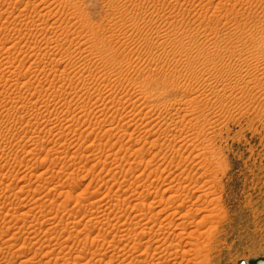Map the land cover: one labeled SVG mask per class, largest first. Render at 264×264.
Masks as SVG:
<instances>
[{"label": "rangeland", "instance_id": "374dc122", "mask_svg": "<svg viewBox=\"0 0 264 264\" xmlns=\"http://www.w3.org/2000/svg\"><path fill=\"white\" fill-rule=\"evenodd\" d=\"M70 1L73 6L46 0L37 12L30 8L36 19L17 23L25 2L16 8L13 0H0V44L29 41L15 49L0 45V264H134L123 258L134 242L117 230L135 227L126 216L129 205L155 211L156 197L164 201L155 206H171L185 196L180 186L203 184L222 204L210 201L205 211L215 229L210 264L264 258V73L261 86L230 90L215 105L201 100L214 94L202 75L225 74L227 63L240 58L264 61V0ZM217 4L224 7L214 14ZM40 12L50 15L44 29ZM167 21L183 27L164 32L171 26ZM36 22L46 31L29 38ZM40 48L46 54L37 62ZM185 80L190 96L200 98L190 104L203 107L206 116H193L191 105L188 121L174 111L162 113L177 106L174 85ZM200 198L193 193L190 200L201 206ZM177 216L175 223L166 222L170 229L187 221V214ZM166 244L151 250H166ZM181 260L168 264H190Z\"/></svg>", "mask_w": 264, "mask_h": 264}, {"label": "bare ground", "instance_id": "6f19581e", "mask_svg": "<svg viewBox=\"0 0 264 264\" xmlns=\"http://www.w3.org/2000/svg\"><path fill=\"white\" fill-rule=\"evenodd\" d=\"M15 0H13V2H14ZM20 1V2H19ZM46 2V0H28L27 2L26 1H24V0H18V1H16V2H14L15 4H16V8L18 7L19 8V5L20 6H22V3L23 2H25V4H24V7L19 11V13H18V15L16 16V18H17V20H16V22L18 23V22H24V21H26V18H31V20H33V18H32V16L33 17H35V15H33L34 13H32V11L34 10V11H36V9H37V7L36 6H40L41 4H45V3H43V2ZM65 1H67V4H70L69 2H72V1H70L69 0V2H68V0H65ZM74 1V0H73ZM152 1V0H151ZM158 1L159 0H154V2L152 3V4H157L158 3ZM188 0H175V5L177 4V3H180L181 5H184V3H185V5L187 4V3H189V2H187ZM194 1V0H193ZM201 2H202V0H200ZM213 1V0H212ZM63 2H64V0H63ZM11 3V2H10ZM2 4V3H1ZM73 2H72V6H73ZM77 5V4H76ZM177 5H179V4H177ZM38 6V7H39ZM155 6H157V5H155ZM155 6L153 7V8H155ZM222 5L221 4H217L216 6H215V9H214V14H217L218 13V10H220V9H222L223 7H221ZM30 8H34L32 11L30 10ZM44 8H46V7H44ZM75 8H78L77 6H75ZM183 8V7H182ZM80 9V8H79ZM5 10V9H4ZM42 10H43V8H42ZM77 10V9H76ZM123 10V9H122ZM140 10V9H139ZM177 10V9H176ZM11 11V10H10ZM29 11V12H28ZM39 11H41V10H39ZM79 11V10H78ZM141 11H143V10H141ZM171 11V10H170ZM4 12V11H3ZM15 12V11H14ZM37 12V11H36ZM140 12V11H139ZM5 13V12H4ZM11 13V12H10ZM50 13V11H48V14ZM75 13V12H74ZM78 14V13H77ZM140 14H143V13H140ZM164 14H165V12H164ZM169 14V13H168ZM202 14V13H201ZM37 15V17H38V19H39V21L41 20L42 21V27H41V24L40 23H37V25L35 24V26H37V28H34V29H30V31H29V33H30V36H29V38L31 37L32 38V36H31V34H34V36L35 35H42L45 31L43 30L44 28H43V25H45V22H44V20H48V19H50V15H49V17L47 16V13H38V14H36ZM82 15V14H81ZM138 15V14H137ZM203 15V14H202ZM220 15V14H219ZM219 15H218V17H219ZM3 16V15H2ZM10 16V15H9ZM80 16V15H79ZM83 16V15H82ZM139 16V15H138ZM161 16V15H160ZM206 16H207V14H206ZM1 17V16H0ZM81 17V16H80ZM164 17H166V15H164ZM47 18V19H46ZM83 18V17H82ZM35 19H36V17H35ZM147 19V18H146ZM166 19H167V17H166ZM169 19V18H168ZM14 20V19H13ZM150 20V19H149ZM170 20V19H169ZM15 21V20H14ZM14 21H12V22H14ZM54 21V20H53ZM49 22V20L47 21V23ZM150 22V21H149ZM149 22H148V24H149ZM173 22V24H174V21H172ZM171 22V23H172ZM46 23V24H47ZM170 23V22H169ZM168 23V21H167V24L168 25H171L170 27H167L166 28V31H164V32H170L171 31V33H173L172 31V29H174V30H176V29H182V27H179L178 25H177V23H175V25H177L179 28H175V27H177V26H174V25H172L171 23L169 24ZM185 23V22H184ZM16 24V23H15ZM14 24V25H15ZM85 24V23H84ZM151 24V23H150ZM40 25V26H39ZM50 25H51V23H50ZM49 25V26H50ZM153 26H154V24H152ZM46 26V25H45ZM52 26H53V22H52ZM90 26V25H89ZM167 26V25H166ZM165 26V27H166ZM173 26V27H172ZM187 26V25H186ZM40 27L41 28H43L42 30L44 31L43 33H41L40 32ZM47 27H48V25H47ZM83 27H84V25H83ZM157 27H159V26H157ZM161 27V26H160ZM3 28H5V27H3ZM50 28V27H49ZM52 28V27H51ZM156 28V27H155ZM47 29V28H46ZM90 29V28H89ZM157 29V28H156ZM186 29V28H185ZM162 30V29H161ZM165 30V29H164ZM160 31V30H159ZM178 31V30H177ZM176 31V32H177ZM182 31V30H181ZM20 32V31H19ZM157 32V31H156ZM179 32V31H178ZM28 33V34H29ZM158 34H159V36H160V34L162 33V31L161 32H157ZM174 33H175V31H174ZM185 33V32H184ZM65 34V33H64ZM118 35V34H117ZM176 35L178 36V33H176ZM27 36V35H26ZM64 36V35H63ZM156 36H158V35H156ZM164 36V35H163ZM174 36V35H173ZM186 36H188V35H186ZM186 36H184L183 37V35H182V37L183 38H187ZM28 37V36H27ZM178 37H180V36H178ZM182 37H181V39H182ZM161 38H163L164 39V37H161ZM25 39V38H24ZM24 39H17V40H19L18 42L16 41L15 42V44L13 43V44H11V45H7L8 44V41H5V42H2L1 44H2V46L3 47H6L7 48V46L9 47L8 49H12L13 47H14V49H15V47L16 46H18V47H20V45H21V42H23L24 41V43L25 44H23V45H28L29 44V41H25ZM28 39V38H27ZM56 39V38H55ZM63 39V38H62ZM101 39H102V37H101ZM158 39V38H157ZM188 39V38H187ZM59 40H61V39H59ZM66 40V39H65ZM98 40H100V38H97V41H96V39H95V43L97 44V42H98ZM105 40H106V38H105ZM111 40V39H110ZM109 40V41H110ZM174 40V39H173ZM58 41V40H57ZM150 41H153V40H150ZM160 41V40H159ZM159 41H157V43L159 42ZM182 41H184V40H182ZM181 41V42H182ZM1 42V41H0ZM100 42H101V40H100ZM102 42H104V41H102ZM108 42V41H107ZM165 42V41H164ZM168 42V41H167ZM180 42V43H181ZM185 42V41H184ZM186 42H188V40L186 41ZM106 43V42H105ZM156 43V42H155ZM0 44V45H1ZM30 44H31V42H30ZM100 44V43H99ZM104 44V43H103ZM150 44V43H149ZM153 44H154V42H153ZM165 44V43H164ZM182 44H184V43H181V45ZM187 44V43H186ZM32 45H33V43H32ZM31 45V46H32ZM157 45H159V44H157ZM166 45V44H165ZM188 45V44H187ZM186 45V46H187ZM2 46H0V47H2ZM29 46V45H28ZM27 46V47H28ZM35 46V45H34ZM37 46V45H36ZM60 46V45H59ZM95 46V45H94ZM101 46H103L102 45V43H101ZM104 46H105V44H104ZM108 45H106V47H107ZM150 46V45H149ZM153 46V45H152ZM152 46H150V47H152ZM161 46V45H160ZM183 46V45H182ZM185 46V45H184ZM185 46V47H186ZM261 46V45H260ZM166 47V46H165ZM181 47V46H180ZM185 47L183 48V49H185ZM262 47H263V45H262ZM261 47V48H262ZM30 48V47H29ZM32 48H34V47H32ZM43 48H45V47H43ZM78 48V47H77ZM97 48V47H96ZM100 48V47H99ZM112 48H114V47H112ZM154 48H156V47H154ZM154 48H152V49H154ZM13 49V50H14ZM17 49V48H16ZM28 49V48H27ZM157 49V48H156ZM263 49V48H262ZM30 50V49H29ZM40 50H41V52H40V54H38V51H37V53L36 54H38V57H37V55H36V59H38L37 60V62L38 61H41V60H39V59H41V57H44V55L46 54V52H44V49H42V48H40ZM75 50V49H74ZM97 50V49H96ZM186 50H188V49H186ZM25 51V50H24ZM35 51V52H36ZM108 51V50H107ZM23 52V51H22ZM186 52V51H185ZM69 53V52H68ZM85 53H87V52H85ZM94 53V52H93ZM111 53V52H110ZM187 53H188V51H187ZM8 55L6 56V59L7 60H10V59H12V55H10L9 54V51H8V53H7ZM81 54H83V53H81ZM97 54V53H96ZM28 55V54H27ZM40 55V56H39ZM187 55V54H186ZM243 55V54H242ZM220 56V55H219ZM241 56V55H240ZM243 56H245V55H243ZM210 57V56H209ZM209 57H207V58H209ZM232 57V56H231ZM247 57V56H246ZM258 57H260L259 55H258ZM69 58V57H68ZM206 58V57H205ZM220 58H221V56H220ZM222 58H225V57H222ZM254 58V57H253ZM257 58V57H256ZM5 59V58H4ZM103 59V58H102ZM217 59H218V56H217ZM205 61H207L206 59H204ZM219 60V59H218ZM224 60V59H223ZM226 60H227V58H226ZM225 60V61H226ZM234 60V59H233ZM4 61V60H3ZM13 61V60H12ZM156 61V60H155ZM204 61V62H205ZM212 61H214V60H212ZM221 60H219V62H220ZM228 61V60H227ZM226 61V62H227ZM0 62H2V61H0ZM6 62V61H5ZM10 62V61H9ZM8 61H7V63H9ZM209 62V61H208ZM61 63V62H60ZM63 63V62H62ZM211 63V62H210ZM6 64V63H5ZM85 64V63H84ZM206 63H204V65H205ZM207 64H209V63H207ZM214 64V63H213ZM224 64H226V63H224ZM59 65V64H58ZM87 65V64H86ZM193 65V64H192ZM191 65V66H192ZM227 67H228V72L227 73H225V74H218V75H212V76H209L208 74H205L206 76L208 75L209 77H204V75H202V73H200L202 76V78H204L205 79V81H203V80H201V81H203V82H206V84H210L211 86H210V88L212 87V93H214V94H212V97H211V95H204L202 98H201V100H203V102L204 103H206V104H209V105H211L212 103H214V102H222V98H225V96L227 95V93L229 94V92H231L232 90H236V92H237V89H238V91H239V89H243V87L244 88H248V87H251V86H254V87H258L260 84V82H262V81H259L260 80V76H259V74H261V72L263 71V73H264V61H262V60H257V59H248V58H240V59H238L237 61H233V62H231V63H227ZM52 66H55V64L53 65L52 64ZM185 66H187V65H185ZM195 66V65H194ZM194 66H192L193 68H195ZM208 66V65H207ZM211 66V65H210ZM214 66V68L215 67H217V65L215 66V65H213ZM192 67H190V68H188V69H191L192 70ZM55 68V67H54ZM209 68H212V66L211 67H209ZM225 68V67H224ZM246 68V69H245ZM80 70V69H79ZM90 70V69H89ZM190 70V71H191ZM196 70V69H195ZM195 70H192V71H194L195 72ZM208 70V69H207ZM206 70V71H207ZM221 70V69H220ZM240 70V72H238ZM199 71V70H198ZM211 71V70H210ZM216 72H217V70H215ZM5 72V71H4ZM202 72V71H201ZM224 72V71H223ZM260 72V73H259ZM197 73V72H196ZM211 73V72H210ZM214 73V72H213ZM220 73H222L221 71H220ZM9 75V74H8ZM194 75V74H193ZM197 75V74H196ZM196 75H194L196 78H197V83H199L200 81H199V78H201V77H199V76H196ZM263 77H264V74L262 75ZM2 77V76H1ZM18 78V77H17ZM192 79H194V78H192ZM262 79V78H261ZM165 79H163V81H164ZM263 80V79H262ZM18 81V80H17ZM179 81V80H178ZM188 81V80H187ZM186 80H185V83L187 82ZM40 82V81H39ZM171 82V81H170ZM195 82V81H194ZM259 82V83H258ZM165 83V82H164ZM264 83V82H263ZM166 84V83H165ZM193 84V83H192ZM259 84V85H258ZM31 86H32V84H30ZM199 85V84H198ZM258 85V86H257ZM31 86H28V87H31ZM194 86V85H193ZM261 86V85H260ZM189 87H191V86H189ZM209 87V86H208ZM39 88V87H38ZM41 88V87H40ZM253 88V87H252ZM189 90H191V89H189ZM231 90V91H230ZM174 91L177 93V96H178V98L175 100L176 101V103H173V104H175V105H177V106H175V107H173V106H171V107H165L164 108V111H162V113L163 112H165L166 114H168L169 116H172V111H174L175 113L174 114H176V115H180L184 120H186V119H190V118H188V116L190 115V114H188V108L190 107V103H196L197 101H196V99L197 98H199V97H197L196 99H195V95L193 96V97H191L190 95V93L188 92V82L185 84V85H183V84H180V83H178V82H176L175 83V85H174ZM196 91V90H195ZM243 91V90H242ZM192 92V91H191ZM114 93V92H113ZM139 93V92H138ZM175 93V94H176ZM235 93V92H234ZM194 94V93H193ZM230 94H232V92L230 93ZM115 95V94H114ZM137 95V94H136ZM190 96V97H189ZM228 96V95H227ZM116 97V96H115ZM201 97V96H200ZM101 98V97H100ZM213 98H215V100L213 99ZM200 99V98H199ZM150 100V99H149ZM201 100H199V101H201ZM217 104V103H216ZM222 104V103H221ZM153 105V104H152ZM195 105V104H194ZM202 105V104H201ZM213 105H215V103L213 104ZM222 105H225V104H222ZM158 106V105H157ZM192 106V105H191ZM151 107V106H150ZM155 107V106H154ZM193 107V111H194V113H192V115L194 116L196 113L195 112H197V113H201V114H199L200 116H203L204 115V112H203V110H202V108H201V110H199L198 111V109H200V108H198V106H196V108H195V106H192ZM232 106L230 105H226V106H223L222 108L223 109H225V108H228V109H230ZM152 108V107H151ZM149 109V108H148ZM153 109V108H152ZM154 110V109H153ZM158 110H160V109H158ZM162 110V109H161ZM192 110V109H191ZM190 110V112H192ZM132 111H134V110H132ZM151 111V110H150ZM97 114V113H96ZM149 114H152V113H149ZM154 114H155V112H154ZM158 114V113H157ZM156 114V115H157ZM163 115V114H162ZM175 115V116H176ZM198 115V117L200 118V116ZM158 116V115H157ZM174 116V115H173ZM204 116H206V115H204ZM156 117V116H155ZM168 117V116H167ZM166 117V118H167ZM197 118V117H196ZM198 118V119H199ZM156 119V118H155ZM182 119V120H183ZM167 120V119H166ZM200 120V119H199ZM161 121V120H160ZM160 121H158V123L160 122ZM186 121H188V120H186ZM190 121V120H189ZM197 121V120H196ZM154 122V121H153ZM185 122V121H184ZM207 122V121H206ZM169 123V122H168ZM168 123H166L167 125H168ZM174 125V124H173ZM187 124H186V122H185V126H186ZM170 128V126L168 125V129ZM186 128V127H185ZM171 129V128H170ZM111 130V129H110ZM184 130V129H183ZM120 132V131H119ZM184 135V134H183ZM201 135V134H200ZM131 137V136H130ZM196 137H197V135H196ZM179 138V137H178ZM183 138V137H182ZM199 138H201V137H199ZM4 140V139H3ZM7 140V139H6ZM176 140V139H175ZM193 140V139H192ZM145 141V140H144ZM181 141V140H180ZM186 141V140H185ZM185 141H183V142H185ZM182 142V141H181ZM1 143V142H0ZM209 146V145H208ZM207 146V147H208ZM180 147H182V146H180ZM211 147V145L209 146V148ZM0 148H1V146H0ZM208 149V148H207ZM211 149H213V148H211ZM209 151H211V150H209ZM4 152V151H3ZM1 153L2 155H3V158L6 156H4V153ZM213 157V156H212ZM3 158H2V160H3ZM183 159V158H182ZM206 159V158H205ZM5 160H7V159H5ZM215 160V159H214ZM211 161V160H210ZM223 161V160H222ZM5 162V161H4ZM9 162V161H8ZM17 162V161H16ZM220 162V161H219ZM10 163V162H9ZM8 164V163H7ZM25 164V163H24ZM19 165V164H18ZM222 165V164H221ZM14 166V165H13ZM29 167V166H28ZM213 168V167H212ZM9 169V168H8ZM11 170V169H10ZM13 171H14V169H13ZM7 172V171H6ZM5 173V172H4ZM6 174V173H5ZM42 174V173H41ZM213 174V173H212ZM43 175V174H42ZM57 175V174H56ZM202 175V174H201ZM215 175H217V174H215ZM214 175V176H215ZM5 177H6V175H5ZM159 177H161V176H159ZM38 178H39V176H38ZM213 178V177H212ZM24 181V180H23ZM183 182V181H182ZM181 182V183H182ZM195 183V182H194ZM153 184V183H152ZM180 184V183H179ZM179 184L177 185L178 187H179ZM184 184V183H183ZM207 184V183H206ZM24 185V184H23ZM28 185V184H27ZM149 185H151V184H149ZM156 185V184H155ZM181 185V184H180ZM186 185V184H185ZM193 185V184H192ZM197 185V184H196ZM203 185H205V184H203ZM203 185H200L199 187H191V186H189V185H187V186H180L184 191H183V193H185V196H184V198H183V200H182V202L180 203V197H178V199L177 200H175V201H170V204H171V202H172V205L171 206H168V205H163L162 207H160V206H155L156 204H162L163 203V201H164V197L162 196V198H158V197H156V199H158V200H154V205L152 204L151 205V208H156V207H159V208H157V210L155 209V211L154 210H150V209H148V208H142V207H140V205L141 204H135L132 208L130 207V205H129V208L131 209V215L129 214V216H128V214L126 215L128 218H130V219H132L133 220V222H134V224H132V225H134L135 227L134 228H136L135 230H134V228H123V227H120V228H122V229H117V230H119V232L121 233L120 235H122L123 237H128V240L129 239H132L133 240V242H134V246H133V249H131V251L127 254L126 252H124L125 253V256H126V258H125V256L123 257L124 258V260L125 261H127V262H129V263H137V264H145L146 263V261H148L147 259L149 258V259H151V260H149L150 262H149V264H168V263H171L172 261H174V260H177V258H180V259H182L181 260V262L183 261V259H186L190 264H210V261H211V256H210V244H211V242H212V237H213V235H214V233H213V235H212V229H214V228H212L211 229V226H210V224H208V223H210V221H211V219H210V217H209V215L208 214H206V212L208 211L209 212V202L210 201H212V202H216L215 204H217L218 206H222V204H219V202H218V198L220 197V196H218V197H216L215 196V193H214V191H213V193H212V191H209V189H211V188H209V189H207L205 186H203ZM76 187V185H75V183H73L72 184V186H71V188H73V187ZM150 187V186H149ZM75 189V188H74ZM130 189V188H129ZM134 189V188H133ZM131 190V189H130ZM135 190V189H134ZM137 190V189H136ZM148 190H150V189H148ZM168 190V189H167ZM167 190H165V191H167ZM128 191V190H127ZM151 191V190H150ZM30 192V191H29ZM37 192V191H36ZM131 192V191H130ZM133 192H135V191H133ZM193 193L195 194V197H196V199L197 198H200V197H203V202H201L202 203V205L200 206H198L196 203H195V201H196V199H195V201L194 202H191V200H190V197H193ZM119 194H120V192H119ZM218 194V193H217ZM9 195V194H8ZM12 195V194H11ZM113 196H114V194H112ZM136 195V194H135ZM173 195V194H172ZM146 196H147V194H146ZM33 197H34V195H33ZM42 197V196H41ZM181 197H183V195L181 196ZM15 198V197H14ZM37 198V197H36ZM155 198V197H154ZM153 198V199H154ZM170 198H172V197H170ZM169 198V199H170ZM22 199V198H21ZM40 199V198H39ZM98 200V199H97ZM103 200V199H102ZM101 200V201H102ZM115 200V199H114ZM171 200H173V199H171ZM200 200H201V198H200ZM12 201V200H11ZM100 200H98V202H99ZM177 201H179L178 203H176ZM187 201H189V202H191V204L190 205H188V207L186 206L187 205ZM221 201V200H220ZM97 202V203H98ZM120 202V201H119ZM118 202V203H119ZM162 202V203H161ZM188 202V203H189ZM96 203V202H95ZM104 203V202H103ZM102 203V204H103ZM167 203V202H166ZM166 203H164V204H166ZM204 203H206L207 204V206H204ZM213 203V204H214ZM221 203V202H220ZM34 204V203H33ZM100 204V203H99ZM115 204V203H114ZM145 204V203H144ZM143 204V205H144ZM147 204H149V203H147ZM205 204V205H206ZM40 205V204H39ZM47 205V204H46ZM119 205V204H118ZM117 205V206H118ZM210 205H212V203H210ZM142 206V205H141ZM98 207V206H97ZM169 207V208H168ZM43 208V207H42ZM219 208V207H218ZM31 209V208H30ZM51 209V208H50ZM119 209V208H118ZM120 209H122V207H120ZM29 210V209H28ZM124 214H126L125 213V211H126V209L124 208ZM203 212V215H202V217L199 219V220H197V221H195L194 220V217H192L193 215H195L196 213H198V212ZM206 211V212H205ZM213 211V210H212ZM211 211V212H212ZM220 211V210H219ZM221 211H223V210H221ZM95 212H97V211H95ZM121 212V211H120ZM129 212V213H130ZM133 212V213H132ZM35 213V212H34ZM42 213V212H41ZM40 213V214H41ZM48 213H51V212H48ZM191 213H194L192 216H191ZM10 214V213H9ZM36 214V213H35ZM91 214H92V212H91ZM99 214V213H98ZM188 215L187 216V221H185V219H186V217H185V219H181V218H184V215ZM224 214V213H223ZM86 215V214H85ZM175 215H178L177 216V218H180L181 220H180V222L175 226L176 228L175 229H179V232H176L175 231V229H173V228H169V226H167L166 225V222L168 223V224H171V222L173 223L174 222V220H172V218L175 216ZM216 215V214H215ZM87 216V215H86ZM219 216V215H218ZM89 217V216H88ZM91 217V216H90ZM93 217V216H92ZM92 217H91V219H92ZM97 217V216H96ZM99 217V216H98ZM190 217H192V218H190ZM223 217V216H222ZM82 218V217H81ZM214 218V217H213ZM217 218H219V217H217ZM37 219V218H36ZM75 219V218H74ZM84 219V218H83ZM102 219V218H101ZM208 219V220H207ZM221 219V218H220ZM24 220V219H23ZM48 221H50L49 219H47ZM89 221H90V219H88ZM167 220V221H166ZM170 220V221H169ZM219 220V219H218ZM47 221V222H48ZM131 221V220H130ZM209 221V222H208ZM212 221H213V219H212ZM215 221V220H214ZM19 222V221H18ZM37 222V221H36ZM44 222V221H43ZM46 222V223H47ZM125 222V221H124ZM127 222V221H126ZM129 222V221H128ZM133 222H131V223H133ZM216 222H218V221H216ZM45 223V224H46ZM49 223V222H48ZM72 223V222H71ZM99 223V222H98ZM102 223H104V222H102ZM175 223V222H174ZM67 224V223H66ZM72 224H74V222L72 223ZM79 223L77 222H75V224H74V226H77ZM107 224V223H106ZM123 224V223H122ZM121 224V225H122ZM54 225V227H58V225L56 224H52V226ZM87 225V224H86ZM125 224H123V226H124ZM14 226H16V225H14ZM22 226H24V224H22ZM21 226V227H22ZM108 226H109V224H108ZM64 227V226H63ZM73 227V226H72ZM86 227V226H85ZM103 227V226H102ZM172 227V226H171ZM173 227H174V224H173ZM70 228V233H71V227L69 226V225H66V228L65 229H69ZM74 228V227H73ZM76 228V227H75ZM166 228V229H165ZM23 229V228H22ZM34 229V228H33ZM41 229V228H40ZM51 229V228H50ZM177 229V230H178ZM27 230V229H26ZM137 230H139V231H137ZM215 230V229H214ZM30 231V230H29ZM67 231V230H66ZM139 232V233H137V235H135L134 236V233L133 232ZM16 232H18V231H16ZM59 232V231H58ZM69 233V234H70ZM20 234V233H19ZM26 234V233H25ZM28 234H30V233H28ZM27 234V235H28ZM36 234V233H35ZM68 234V235H69ZM89 234V233H88ZM119 234V233H118ZM14 235V234H13ZM71 235V234H70ZM73 235V234H72ZM117 235V234H116ZM21 236V235H20ZM33 236V235H32ZM76 236V235H75ZM114 236V235H113ZM11 237V236H10ZM115 237V236H114ZM113 237V238H114ZM19 238V237H18ZM116 238H118V235H117V237ZM116 238H115V240H116ZM120 238V237H119ZM215 238V237H214ZM125 239V238H124ZM6 240H9V239H6ZM121 240H122V238H121ZM127 240V241H128ZM24 241V240H23ZM37 241V240H36ZM35 241V242H36ZM63 241V240H62ZM10 242V241H9ZM8 242V243H9ZM113 242H114V240H113ZM3 243V242H2ZM166 243H168L169 245V247L166 249V250H163V249H160V248H155L154 249V251L152 252V247L153 246H155V247H161V246H165V244ZM64 245V244H63ZM110 245H111V243H110ZM133 245V244H132ZM132 245H131V248H132ZM167 245V244H166ZM8 246V245H7ZM10 246H11V244H10ZM17 246V245H16ZM58 246V245H57ZM60 246V245H59ZM179 246V247H178ZM20 247V246H19ZM67 247V246H66ZM55 248V247H54ZM40 249V248H39ZM45 249V248H44ZM213 250V249H212ZM82 255V254H81ZM124 255V254H123ZM30 259V258H29ZM83 259V258H82ZM87 261V260H86ZM186 261V262H187ZM134 263V264H135ZM55 264H57V263H55Z\"/></svg>", "mask_w": 264, "mask_h": 264}, {"label": "water", "instance_id": "95a60500", "mask_svg": "<svg viewBox=\"0 0 264 264\" xmlns=\"http://www.w3.org/2000/svg\"><path fill=\"white\" fill-rule=\"evenodd\" d=\"M241 262L243 263L244 261L242 260ZM254 264H264V258H258L255 260Z\"/></svg>", "mask_w": 264, "mask_h": 264}]
</instances>
